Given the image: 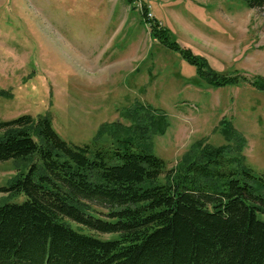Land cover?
Masks as SVG:
<instances>
[{"label":"trees","instance_id":"1","mask_svg":"<svg viewBox=\"0 0 264 264\" xmlns=\"http://www.w3.org/2000/svg\"><path fill=\"white\" fill-rule=\"evenodd\" d=\"M142 8L151 36L194 66L198 80L213 88L247 81L264 94V76L216 70ZM125 117L126 126L96 130L95 141L124 130L106 147L66 141L42 114L0 120V161L29 162L0 189L26 197L0 204V264H264V172L246 164L247 141L232 121L215 128L223 143L197 140L168 167L153 153L167 114L139 103Z\"/></svg>","mask_w":264,"mask_h":264},{"label":"rangeland","instance_id":"2","mask_svg":"<svg viewBox=\"0 0 264 264\" xmlns=\"http://www.w3.org/2000/svg\"><path fill=\"white\" fill-rule=\"evenodd\" d=\"M161 20L177 41L205 56L218 71L264 76V5L244 0H0V120L22 114L49 117L76 145L115 146L119 136L95 141L103 123L129 124L139 103L167 114V131L153 153L174 167L200 139L218 145L219 120L229 118L246 138L243 154L264 172V94L248 82L209 87L195 67L168 51L141 17ZM29 162L0 161V189ZM24 194L0 190V204ZM264 221V213L258 214ZM110 237L108 234H101Z\"/></svg>","mask_w":264,"mask_h":264}]
</instances>
